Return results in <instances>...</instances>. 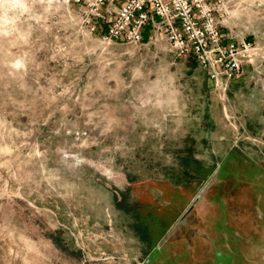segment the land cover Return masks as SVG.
Masks as SVG:
<instances>
[{
    "label": "rangeland",
    "instance_id": "obj_1",
    "mask_svg": "<svg viewBox=\"0 0 264 264\" xmlns=\"http://www.w3.org/2000/svg\"><path fill=\"white\" fill-rule=\"evenodd\" d=\"M210 1L255 47L226 91L74 0H0V264H264V0Z\"/></svg>",
    "mask_w": 264,
    "mask_h": 264
},
{
    "label": "built area",
    "instance_id": "obj_2",
    "mask_svg": "<svg viewBox=\"0 0 264 264\" xmlns=\"http://www.w3.org/2000/svg\"><path fill=\"white\" fill-rule=\"evenodd\" d=\"M217 3L220 0H216ZM91 33L106 41L167 40L180 57H194L216 88L228 89L251 60L254 45L226 39L210 0H74Z\"/></svg>",
    "mask_w": 264,
    "mask_h": 264
},
{
    "label": "clouds",
    "instance_id": "obj_3",
    "mask_svg": "<svg viewBox=\"0 0 264 264\" xmlns=\"http://www.w3.org/2000/svg\"><path fill=\"white\" fill-rule=\"evenodd\" d=\"M11 7H16V5L15 4H12Z\"/></svg>",
    "mask_w": 264,
    "mask_h": 264
}]
</instances>
